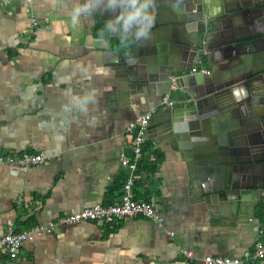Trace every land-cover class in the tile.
Instances as JSON below:
<instances>
[{"label":"crops","instance_id":"crops-1","mask_svg":"<svg viewBox=\"0 0 264 264\" xmlns=\"http://www.w3.org/2000/svg\"><path fill=\"white\" fill-rule=\"evenodd\" d=\"M116 4L99 9L88 0L0 5V154L47 155L28 169L0 166V236L9 227L26 230L91 205L120 202L128 176L121 157L132 156L128 125L152 109L157 110L151 122L170 106L186 105V92L175 86L170 95L162 93L160 83L131 95L119 88L114 63L121 50L130 53L129 42L140 27ZM99 24L128 40L112 47L96 29ZM194 68L212 69V76L226 70L207 61ZM261 93L255 123L264 116V88ZM162 124L161 119L148 129L149 150L139 161L133 191L136 199L155 204L163 226L141 216L59 226L26 243L15 257L0 251V264H184V251L193 253L192 264H206L208 255L242 257L253 250L261 221L255 214L249 221L234 215L215 221L217 214L196 194L195 148H185L184 139L169 135ZM156 152L163 159L150 172L145 163L154 161Z\"/></svg>","mask_w":264,"mask_h":264},{"label":"water","instance_id":"water-1","mask_svg":"<svg viewBox=\"0 0 264 264\" xmlns=\"http://www.w3.org/2000/svg\"><path fill=\"white\" fill-rule=\"evenodd\" d=\"M88 2L136 14L140 35L114 63L119 88L131 95L160 83L167 95L174 86L186 92L185 106L160 111L148 129L162 119L163 130L195 148L196 194L215 221H249L264 195V116L253 122L264 88V0ZM206 61L226 70L190 73Z\"/></svg>","mask_w":264,"mask_h":264},{"label":"built area","instance_id":"built-area-1","mask_svg":"<svg viewBox=\"0 0 264 264\" xmlns=\"http://www.w3.org/2000/svg\"><path fill=\"white\" fill-rule=\"evenodd\" d=\"M18 0H0V5L9 6ZM31 5L35 0H21ZM193 72L210 73L209 69L193 68ZM169 96L165 97L167 103ZM157 109L139 114L127 127V133L131 137L132 156L122 155L121 164L128 170V176L124 183L122 199L118 203L103 205L95 204L83 208L80 211L67 213L47 223L36 224L26 230H16L9 227L4 235L0 236V251H8L12 256H17L26 243L34 241L38 235L52 233L59 226L74 225L85 221L101 222L104 224L119 223L122 220L134 217H144L154 221L158 226H163L164 216L155 204L146 200H137L133 188L139 178V161L144 153V145L149 140L148 127ZM47 159L43 152H20L14 154H0V166L19 165L23 169L41 165ZM264 228L260 230V236L255 248L242 257H230L220 255H208L206 264H246L252 260L264 259ZM186 260L184 264H192L193 253L184 251Z\"/></svg>","mask_w":264,"mask_h":264},{"label":"trees","instance_id":"trees-1","mask_svg":"<svg viewBox=\"0 0 264 264\" xmlns=\"http://www.w3.org/2000/svg\"><path fill=\"white\" fill-rule=\"evenodd\" d=\"M96 29L97 30L99 29L102 31V34H100V35L104 36L109 41V43L111 44L112 47H116V46L120 45V43H123L124 41L128 40L126 38H119V37L111 36L106 24H99V25H97ZM148 150H149V148H148V142H147L144 146V151L146 152ZM161 159H163V155L159 152H156V159L154 161H147L145 163V166H146L145 168H147L148 171H150V172L157 171L158 164H159V161ZM140 168L142 169V163L141 162L139 164V170H140ZM255 217L261 221L262 226L264 228V195L262 196L259 204L256 207ZM16 230H19V229H16ZM262 239L264 240V236L262 237ZM258 261H260V260H252V261L247 262L246 264H257Z\"/></svg>","mask_w":264,"mask_h":264},{"label":"clouds","instance_id":"clouds-1","mask_svg":"<svg viewBox=\"0 0 264 264\" xmlns=\"http://www.w3.org/2000/svg\"><path fill=\"white\" fill-rule=\"evenodd\" d=\"M133 3H135V0H133ZM136 15V14H132L128 17V20L131 21L133 19V16Z\"/></svg>","mask_w":264,"mask_h":264}]
</instances>
